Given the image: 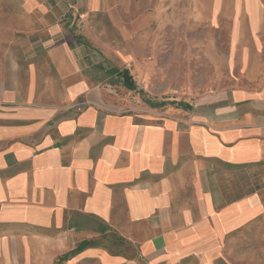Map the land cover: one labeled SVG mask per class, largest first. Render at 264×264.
Instances as JSON below:
<instances>
[{
    "label": "crops",
    "instance_id": "0c3cea01",
    "mask_svg": "<svg viewBox=\"0 0 264 264\" xmlns=\"http://www.w3.org/2000/svg\"><path fill=\"white\" fill-rule=\"evenodd\" d=\"M73 12L0 0V250L50 251L53 264H184L264 234V188L219 207L209 183L255 168L264 186V61L243 88L187 89L160 114L108 112ZM243 30L250 41L232 51L264 54V24ZM123 71L135 83L129 69L112 73L134 91ZM110 234L131 254L92 245Z\"/></svg>",
    "mask_w": 264,
    "mask_h": 264
},
{
    "label": "rangeland",
    "instance_id": "374dc122",
    "mask_svg": "<svg viewBox=\"0 0 264 264\" xmlns=\"http://www.w3.org/2000/svg\"><path fill=\"white\" fill-rule=\"evenodd\" d=\"M29 1L72 7L74 35L82 44L78 47L84 46L92 54L86 62L92 80L105 89L102 94L108 112L160 114L167 103L188 99L187 89L199 96L243 88L260 79L264 54H240V50L235 54L232 48L250 41L244 27L264 24V0ZM116 69L131 71L134 91L120 84L112 73ZM252 70L256 74L248 73ZM261 178V171L255 168L227 167L213 172L209 183L216 205L222 207L260 192L264 188ZM259 230L233 236L225 243L220 259L200 257L184 264H211L209 260L214 259L215 264H264V234ZM95 244L114 256L131 254L115 235L96 239ZM53 257L50 251L0 250V264H53Z\"/></svg>",
    "mask_w": 264,
    "mask_h": 264
},
{
    "label": "trees",
    "instance_id": "16d2710c",
    "mask_svg": "<svg viewBox=\"0 0 264 264\" xmlns=\"http://www.w3.org/2000/svg\"><path fill=\"white\" fill-rule=\"evenodd\" d=\"M119 76L122 77L123 81H124V85L130 89H136V84L134 83L133 79H132V76L129 72L127 71H123V72H117ZM87 245H89V242H86L85 244H82L78 250H76V253L84 250ZM64 259H68V256H65Z\"/></svg>",
    "mask_w": 264,
    "mask_h": 264
}]
</instances>
